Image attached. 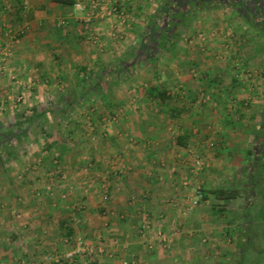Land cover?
I'll return each mask as SVG.
<instances>
[{"label": "rangeland", "instance_id": "374dc122", "mask_svg": "<svg viewBox=\"0 0 264 264\" xmlns=\"http://www.w3.org/2000/svg\"><path fill=\"white\" fill-rule=\"evenodd\" d=\"M0 1L7 5L13 3L22 16L14 24L6 20L0 22L2 32L11 45L16 40L20 41L30 29L27 15L29 0ZM145 1L148 6L144 16L133 17L138 21L132 20L127 7L124 22L117 16L99 17L90 21V24L87 23L86 27L82 20L84 43H64L67 46L54 47L50 52L54 73L62 71L63 75L66 74L60 80L57 77L42 78L40 69L36 71V68H24L26 70L22 74L12 70L7 65L6 53L9 51L3 52V47L0 48V215L5 213L8 219L14 220L13 225H16L19 233L14 240L0 241L1 251H19L9 264H143L139 254H150L152 252L149 251L152 250L163 252L160 255L164 258L159 263L168 264L170 259L166 256L172 246L169 233H165L160 225L153 222L149 211L137 206L135 198L130 197L127 203L130 202L128 205L131 207L137 206L135 213L141 221L136 228L132 229L130 226L125 230V213L107 208V204L112 201L110 195L113 191L108 186L111 179L117 180L134 166L128 162V153L138 139L126 123L133 119L150 123L154 120L166 122L173 118L174 115L168 108L147 95L151 85L168 89L169 103L179 101L177 103L184 105L189 102V106L196 105L195 108L202 109L210 105H221L220 115H225V122L236 123L246 119L248 112L238 113L235 110L240 100L234 95L240 88L239 83L242 84V90H250L255 85L260 89L259 76L264 70V29H259L255 21L253 25L250 24L243 11L234 10L230 4H208L202 7L204 11L201 14L193 15L195 9L188 7L185 0ZM121 3L123 4L122 1ZM183 7L182 18L170 20L173 29L164 25L172 33L161 46L142 43L146 41L153 23L156 24L161 19L165 21L166 12ZM216 8L227 11L218 13ZM70 12L71 7L65 14L53 17V27L63 29L72 25L75 19L79 22V18L74 19ZM76 15L85 17L84 13ZM235 17L238 21L234 20ZM112 18L119 20L124 29L119 34L115 32L113 43H97L99 36L94 33V22ZM179 18L181 20L176 22ZM62 21L64 24H59ZM138 27L141 28L138 30ZM9 30L16 36L6 35ZM89 32L95 38L89 39ZM120 40L121 43H117ZM124 62L131 63L132 66L126 69ZM176 73L190 77L188 82L196 88L195 101L186 95L187 83L176 85ZM208 77L220 80L210 86L202 84ZM236 81L238 84H235ZM96 83H99V88H95ZM249 105L248 100L242 106L248 109ZM176 116L185 123L183 120L189 119L192 112L181 110ZM223 121L224 119H220V124ZM189 124L193 126L191 122ZM159 126L156 125V129L152 128L149 132L153 130L151 134H155L158 131L157 135L170 138L178 134L183 136L185 134L182 132L186 133L185 130L188 129H182L183 125L178 128L171 124L158 128ZM212 126L205 133H198L197 126L191 127L189 131H192L191 136L195 135L204 142L212 158L216 159L222 147L218 142L221 130L217 129L219 125ZM148 127L149 125L147 129ZM193 128L197 130L193 132ZM116 138L125 142L124 149L112 157L110 145ZM188 148L187 169L195 171L194 165L198 159L205 167L204 159L199 155L197 157L192 147ZM256 151L260 150L256 148ZM106 154H109L106 156L107 160L103 158ZM190 155H194V158ZM222 158L221 156L217 161L219 166H214L215 169L232 170L233 161L229 160L226 166ZM259 164L261 168L263 165L261 162ZM210 165L214 164L210 163L206 168L215 172ZM219 175L216 174L215 178L219 183L231 179L225 173L220 172ZM249 179L250 177L245 176L242 180L247 183ZM199 190L203 199L204 189L199 187ZM92 194H98L95 201H98L99 208L89 207L88 197ZM218 205L224 207L221 203ZM28 207H34L31 210L34 212H41V209L46 208L50 212L51 224L46 228L51 237L50 243L45 242L48 238L37 243L33 241L34 237L30 238L32 235L27 232L26 223L33 217ZM223 210L225 214L228 213L226 208ZM232 212L229 211V214ZM242 212L249 221L258 214L255 207ZM40 214L35 217L40 218ZM259 216L260 214L257 218ZM88 219L91 222L86 223ZM18 223L25 226L19 229ZM91 223L98 224L92 226ZM144 224L150 225V231L140 235L138 229ZM90 226L92 229L87 228ZM116 227L118 230L113 229ZM178 227L174 230H178L180 236H190V228L182 225ZM67 228L73 229V233L65 234ZM57 230L62 233H57ZM158 230L165 237L166 246H160L155 236ZM195 234L197 232L194 236ZM246 235L250 239L239 247L243 253L238 257L237 264H264V224L254 223ZM207 237L206 234L198 237L197 247L207 250ZM80 242L88 250L68 258L66 255ZM149 243H152L151 247ZM32 245H35L34 250H39L42 254L35 258L29 257L27 251H30ZM192 250L191 248L190 251ZM184 253L179 261L181 264H188L189 253ZM4 259L6 260L0 256V264L8 263Z\"/></svg>", "mask_w": 264, "mask_h": 264}, {"label": "crops", "instance_id": "0c3cea01", "mask_svg": "<svg viewBox=\"0 0 264 264\" xmlns=\"http://www.w3.org/2000/svg\"><path fill=\"white\" fill-rule=\"evenodd\" d=\"M118 1L123 2V5L128 8L129 16L135 21H138V19H134L133 17L144 16L148 6L145 0ZM172 1L175 0H171V2ZM34 6L40 7L36 13H41L36 18H31L27 14L30 29H28L20 41H15L16 44L11 43L10 45L8 43L0 27V48L3 47V52L9 51V53H6V57L8 56L7 65L11 67L12 70H17L22 74L26 70L24 68H36V71L40 69L39 72H41L42 78L54 79L57 77V79L60 80L62 77L65 78L66 74L63 75L62 71L54 73V70L51 68L52 62L49 57L51 54L50 52L54 47L67 46L64 43H84L85 39L83 40L82 38H85V36L81 29V25L84 24L82 21L83 16L80 17L79 15H75L73 18H79V22L75 19V21H73L74 23H71L72 25L59 29L53 27V17L65 14L69 6L55 4L51 2V0H29V8L32 9ZM203 9L204 8L194 10L193 15H198V13L201 14V12L204 11ZM233 9L235 10V8ZM225 10L227 11V9L216 8V12L218 13H222ZM172 13L175 14V17L180 16L177 10ZM240 16L242 15L240 14ZM21 18L20 12L14 7L13 3L7 5L6 2L0 1V22L6 20L14 24ZM234 20L238 21L237 17H235ZM122 25L123 24L115 18L108 21H95L93 30L94 33L99 36V41L97 43H113L112 37L115 32L119 34V32L124 29ZM139 28L141 27H138V30ZM119 42L121 43V40L117 43ZM7 47H10V49ZM63 62L64 59L62 63ZM217 75L220 76L219 73ZM175 76L177 80L175 83L177 86H182L184 83H187L186 95L189 96L190 100L195 101L196 88L195 85H191V83L188 82L190 77L187 74L181 75L178 73H176ZM259 78L260 80L258 82H260V89L255 85L250 89L251 91L249 89L242 90V84H238L237 81L235 82V84L240 86L238 91L235 89L236 93L234 96L238 98L237 100H240V104L235 107V110L238 111V113L248 112V119L246 116V119H242L236 123H228L230 121L225 122V115H220L222 109L220 110L219 108L221 105L217 106L218 110L216 109L217 107H212V105H205V107L207 106L206 109H202L195 108L196 105H194V107L189 106V102L188 104L184 103V105H180V103H177L179 101H177L163 105L174 115L173 118L170 119L171 122L170 120H166V122L154 120L149 123L143 120L142 123L139 119H133L126 123V125L131 128V131H134L133 133L137 135L138 139L137 143L128 153V162L134 166L126 170V174L117 180L111 179L108 186L110 185L113 191L110 195L112 201L107 204V208H114L125 213L127 216L124 226L125 230L128 229V227L130 228V226L132 229L134 227L136 228L137 223L141 221V219H138L139 217L137 218V213H135L137 206L141 210L149 211V214L152 215L153 222L160 225L165 233H169L172 246L166 256L170 259L168 264H181L179 260L184 256V252L189 253L190 258L187 261L188 264H237L238 257L243 253L239 247L241 244L249 242L250 237L246 234L247 231L250 230L251 225L259 222L264 224V70H262V75H260ZM219 80V78L210 79V77H208L204 80L206 83L202 81V84L210 86L214 85V83H217ZM247 99L250 104L248 109L242 106L248 103ZM221 100L223 101L222 98ZM181 110L192 112V116L188 117L189 119L183 120L185 123H182V120L180 121L176 116ZM220 119H224L221 124L219 122ZM189 122H191L193 126H197L199 129L198 133L207 132V129L210 128L211 125H219L217 129L221 131L218 133V142L222 147L219 149L220 153L219 156H217L218 158H212V154L205 148L204 142L199 137L195 135L191 136L192 131H189V129L193 126H191ZM155 124L158 126L160 125L158 128L171 124L177 128L183 125L182 129H188L185 130L186 133L182 132V134H185L183 136H179L178 134L176 137L166 138L162 137V135H157L158 131H155V134H151L153 130L151 133L149 132L152 128L156 129ZM148 125L149 127L147 129ZM197 128H193V132L196 131ZM124 143L122 139L116 138L112 146L110 145V156L112 155V157H114L118 151L122 148L124 149ZM188 147H192L193 150L196 151L195 154L197 157L199 155V157L204 159L205 167L199 171L187 169L189 168L187 165L189 157H187L188 154L186 153V149H189ZM256 148L260 151L257 152ZM227 152L229 153L227 154ZM107 155L109 156V154H106L105 157H103L106 158V160ZM221 156L223 157L222 159H224L222 162L225 165L229 163V160L233 161L234 168L232 170L215 169L214 166H219L217 161L221 159ZM191 158L193 159L194 155ZM260 162L263 165L261 168L259 166ZM210 163L214 164L210 166L213 170H216V173L206 168ZM220 172L227 174L231 179H229L228 182L219 183L215 178L216 174L219 175ZM221 176L222 175H219V177ZM245 176L250 177L247 183L242 180ZM198 187H202L207 196L193 205L195 191ZM218 188H233L238 190L239 195L230 199L216 198L209 191ZM95 197H98V194H92L88 197V204L92 209L100 207L98 201H95ZM130 197L135 198V203L137 204L136 208L128 205L130 202L127 203V201ZM219 202L223 204L224 207L218 205L220 204ZM251 207H255L256 211L258 210V214L253 216H256V218H252L250 219L251 221H249L248 217L244 215L243 212L241 213V211H245ZM33 208L34 207H32V209ZM224 208L228 211V213L226 212L227 214L223 212ZM32 209L28 207L29 211ZM41 210V212L31 211L33 218H30L28 223H26L28 225H26L27 232L32 235L30 238H35L33 241L36 243L37 241L47 240V238L48 240L45 242L50 243L51 237L49 233L46 232V228L51 224L49 219L50 212L47 208ZM229 211L233 212L229 214ZM38 214H40V218L35 217ZM259 214L260 216L257 218ZM88 220L89 221H86V223L91 222L90 219ZM61 221L63 222L64 220ZM13 223H15V221L8 219L7 214L3 213L0 215V241H3V239L14 240L15 236L19 234L15 228L16 225H13ZM97 224L91 223L90 225L96 226ZM178 225L185 226L188 229L190 228L191 231H188L190 236L187 238L183 237V235L180 236L179 233H177L178 230H174L175 227L176 229L179 228ZM21 226L24 227L25 224H17L19 229ZM92 226L87 228L92 229ZM69 229L70 228H67L65 234H67ZM113 229L118 230V227ZM21 231L24 232L22 228ZM57 231L59 234L62 233L59 230ZM73 231L74 230L71 229V233H73ZM193 232H197V234L194 236ZM205 234L209 239V245H206L208 248L207 250L206 248L201 249L197 247L196 242ZM139 242L142 243L140 240ZM48 243L46 246L49 245ZM32 246V248H29L30 251L27 252L29 257L35 258V256L40 255L41 252L39 250H34L35 245ZM191 248L193 249L192 251H190ZM18 252V250L14 253L1 251L0 256L5 257L6 260L4 259V261L9 264ZM149 252L152 253H146L144 255L139 254L141 260L144 262L143 264H156L154 262L157 261V264H160L159 261L164 258V256L162 257L160 254H163V252L159 250H152ZM215 257L217 259H215Z\"/></svg>", "mask_w": 264, "mask_h": 264}, {"label": "trees", "instance_id": "16d2710c", "mask_svg": "<svg viewBox=\"0 0 264 264\" xmlns=\"http://www.w3.org/2000/svg\"><path fill=\"white\" fill-rule=\"evenodd\" d=\"M53 3L55 4H60V5H66L69 7H72V5L74 4L75 0H51ZM243 2H245V0H242ZM185 4L189 6H192L193 10H198L201 9L202 6H206V5H214V6H221V4L225 5L223 0H185ZM248 2V1H247ZM263 2L261 0H249L248 4L253 5V7H261V4ZM227 5V4H226ZM188 7H186V9H188ZM40 9V7L34 6L28 9V15L31 18H36L39 16V14L41 12L36 13L38 10ZM183 8H178V15L180 14V16L182 18L183 14ZM175 11V10H174ZM244 11V16L245 19L249 21L250 24L253 25V22L251 21V19L249 18V14ZM164 15V14H163ZM165 18H167L165 21L163 19L161 20H157L156 24L153 23V28H150V31L147 35V39L146 41L142 42V43H153V45L159 47L161 46V44H163L166 40V37L172 33V31L165 29L164 25H167L168 28L173 29V25H172V20L173 18L176 19L177 17H175V14L172 12H166L165 14ZM181 19L179 18L178 21H180ZM159 22V23H158ZM177 22V20H176ZM163 23V25H162ZM161 24V26H160ZM174 24V23H173ZM159 26V28L157 27ZM156 28V29H155ZM152 47V46H151ZM125 66L126 69H128L129 67L132 66L131 63L128 62H124L123 64ZM123 66V67H124ZM95 88H99V83H96ZM147 95L153 99H156L157 102H160L161 105H167L169 104L168 99H169V94H168V89L163 88L159 85H151L149 88V91L147 93ZM211 194H213L216 198H220V199H230V198H235L236 196H238V190L233 189V188H218V189H214L213 191H209ZM206 194H203V198H206ZM71 234V229H69V231L67 232V235Z\"/></svg>", "mask_w": 264, "mask_h": 264}, {"label": "built area", "instance_id": "2783aa9c", "mask_svg": "<svg viewBox=\"0 0 264 264\" xmlns=\"http://www.w3.org/2000/svg\"><path fill=\"white\" fill-rule=\"evenodd\" d=\"M125 6L118 1V0H75L74 4L71 7V12L70 15L73 17L77 13H84L85 17H83V21L85 22V26L88 27V24H90V21H92L95 18H109L111 16H117L118 19H121V21H125ZM88 23V24H87ZM59 24H64L63 21L60 22ZM85 27V28H86ZM91 30V28H90ZM88 38H95L94 34L89 32ZM15 33H12V30H9L6 35H9L10 37H15ZM2 58V57H1ZM3 67V66H2ZM4 68V67H3ZM13 78V76H12ZM212 144V143H211ZM203 168V165L201 161L198 159L195 161L194 165V170H200ZM202 198V193L198 189L195 191V200L193 201V205L197 204L198 201H200ZM150 225L149 224H144L140 229H138V232L140 235L145 234L146 232L150 231ZM154 235H152L153 237ZM157 240L159 241L160 246H166L165 245V237L161 234V231L158 230L157 233L155 234ZM150 247L152 243H149ZM85 247L82 246V243H78L77 247L68 253L66 256L72 257L76 254H83L87 251ZM89 252V251H88ZM127 262H124L126 264Z\"/></svg>", "mask_w": 264, "mask_h": 264}, {"label": "flooded vegetation", "instance_id": "af4514ba", "mask_svg": "<svg viewBox=\"0 0 264 264\" xmlns=\"http://www.w3.org/2000/svg\"><path fill=\"white\" fill-rule=\"evenodd\" d=\"M225 4H230L233 8L241 12L240 10H244L245 12L249 14V18L252 22H256L255 24L259 29H264V0H261L263 3L261 4V7H253V5L248 4L249 0H245L243 2L242 0H223ZM248 1V2H247ZM244 13V11H243ZM244 15V14H243Z\"/></svg>", "mask_w": 264, "mask_h": 264}]
</instances>
